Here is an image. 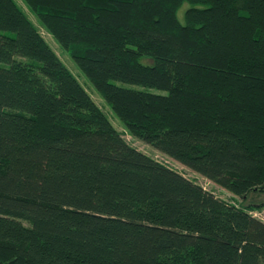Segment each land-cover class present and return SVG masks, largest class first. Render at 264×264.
Instances as JSON below:
<instances>
[{
	"label": "trees",
	"instance_id": "16d2710c",
	"mask_svg": "<svg viewBox=\"0 0 264 264\" xmlns=\"http://www.w3.org/2000/svg\"><path fill=\"white\" fill-rule=\"evenodd\" d=\"M23 1L128 133L241 200L131 145L0 0V264H264V0Z\"/></svg>",
	"mask_w": 264,
	"mask_h": 264
},
{
	"label": "rangeland",
	"instance_id": "374dc122",
	"mask_svg": "<svg viewBox=\"0 0 264 264\" xmlns=\"http://www.w3.org/2000/svg\"><path fill=\"white\" fill-rule=\"evenodd\" d=\"M16 2L23 8V10L27 13V15L36 23V25L41 29L42 34L48 41V43L52 46V48L59 54L61 59L65 62V64L69 67V69L74 73V75L79 79V81L84 85V87L88 90L91 94L93 99L97 102V104L105 111L107 116L110 118L114 126L123 133L126 140L133 146L137 147L138 149L142 150L143 152L149 154L150 156L154 157L155 159L175 168L176 170L180 171L187 177L195 180L196 182L203 185L206 189L214 192L216 195L220 196L221 198L233 202V203H240V197L236 196L232 192L228 191L227 189L223 188L219 184L215 183L214 181L196 173L195 171L187 168L186 166L182 165L181 163L177 162L176 160L168 157L167 155L163 154L162 152L156 150L151 145L145 143L144 141L138 139L137 137L131 135L126 130L124 123L122 120L114 113L110 104L105 100V98L96 90L95 86L89 80V78L85 75V73L80 69L77 65L75 60L72 58L71 54L68 52L66 48H64L51 34H49L45 28L42 27L38 17L31 12V10L27 7L23 0H16ZM189 4L185 3L181 6L178 10V18L180 21L185 22L184 18V11ZM142 62L148 63L152 62L151 59L143 57ZM118 84L135 87V88H146L153 92H163L160 89L154 87H146L139 84H132L126 83L122 81H115ZM264 197V196H263ZM258 216L264 217V211H257L254 210L252 212Z\"/></svg>",
	"mask_w": 264,
	"mask_h": 264
},
{
	"label": "bare ground",
	"instance_id": "6f19581e",
	"mask_svg": "<svg viewBox=\"0 0 264 264\" xmlns=\"http://www.w3.org/2000/svg\"><path fill=\"white\" fill-rule=\"evenodd\" d=\"M257 216V215H256Z\"/></svg>",
	"mask_w": 264,
	"mask_h": 264
}]
</instances>
